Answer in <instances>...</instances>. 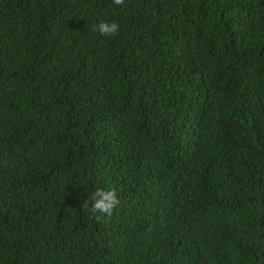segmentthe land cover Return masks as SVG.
<instances>
[{
  "label": "trees",
  "instance_id": "obj_1",
  "mask_svg": "<svg viewBox=\"0 0 264 264\" xmlns=\"http://www.w3.org/2000/svg\"><path fill=\"white\" fill-rule=\"evenodd\" d=\"M0 264H264V0H0Z\"/></svg>",
  "mask_w": 264,
  "mask_h": 264
},
{
  "label": "clouds",
  "instance_id": "obj_2",
  "mask_svg": "<svg viewBox=\"0 0 264 264\" xmlns=\"http://www.w3.org/2000/svg\"><path fill=\"white\" fill-rule=\"evenodd\" d=\"M115 5H123L124 0H113ZM120 25L115 22L101 21L97 24L95 31L104 36H115L118 34ZM90 204V208H89ZM119 204L115 190H104L97 188L91 195L90 200H83L81 208L89 210L93 214L101 213L111 216L114 208Z\"/></svg>",
  "mask_w": 264,
  "mask_h": 264
}]
</instances>
